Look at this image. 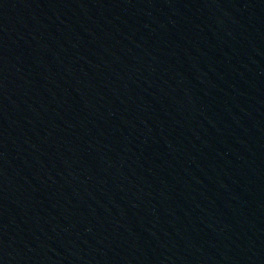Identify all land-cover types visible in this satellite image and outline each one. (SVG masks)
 Here are the masks:
<instances>
[{"label":"water","instance_id":"water-1","mask_svg":"<svg viewBox=\"0 0 264 264\" xmlns=\"http://www.w3.org/2000/svg\"><path fill=\"white\" fill-rule=\"evenodd\" d=\"M0 264H264V0H0Z\"/></svg>","mask_w":264,"mask_h":264}]
</instances>
